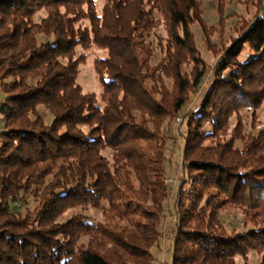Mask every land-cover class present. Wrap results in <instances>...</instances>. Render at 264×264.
<instances>
[{"label": "trees", "instance_id": "1", "mask_svg": "<svg viewBox=\"0 0 264 264\" xmlns=\"http://www.w3.org/2000/svg\"><path fill=\"white\" fill-rule=\"evenodd\" d=\"M202 1L105 0L100 13L96 0H0V264H154L171 197L163 126L177 119L184 178L165 263L247 264L254 250L264 264V128L245 133L241 117L264 104V0L186 109L207 74L190 29L208 32ZM93 45L107 50L104 105L78 83V48ZM227 207L249 227L228 230Z\"/></svg>", "mask_w": 264, "mask_h": 264}, {"label": "rangeland", "instance_id": "2", "mask_svg": "<svg viewBox=\"0 0 264 264\" xmlns=\"http://www.w3.org/2000/svg\"><path fill=\"white\" fill-rule=\"evenodd\" d=\"M220 2H216V0H203V18L206 20V27L208 29V32L206 33L201 24L199 22H194L191 24L190 29L193 32V35L195 37V44L199 51V56L203 58L206 62L207 67V74L205 76L202 82L201 87L198 89L197 93L192 92L190 95V101L186 105L187 108L192 107L196 103L200 102L204 96L205 92L209 89V86L212 84L213 80V73H214V65H216L217 60L220 56V49L219 46H224L226 43H229L238 32V29L236 27L237 24L241 21L245 20V22L248 20L252 21L257 14V2L258 0H219ZM105 4V0H96V5L98 11L101 13L103 9V5ZM219 10L222 11L218 13V7ZM235 14V17L232 14ZM43 14V13H41ZM40 14V16H41ZM222 15V17L227 15H232L226 20H223L226 25L225 28L221 27L222 23H218V17L219 15ZM236 19H238L236 21ZM163 26H160L157 28L155 34H153L148 41L152 43V47L154 48L153 57L151 58L152 63L157 64V61L162 57L161 56V50L160 47L157 45V36L160 34L162 36H165V30H163ZM219 49V50H218ZM86 53V60L80 65L79 75H78V83L81 85L84 91L88 92H94L97 94L96 97H98V103L100 105H104L105 101L102 100L101 92L103 90L102 84L98 73L95 68V60L98 57H105L107 55V50L104 48H101L100 46L93 45L88 50L83 48H78V53ZM186 70H190L191 64H189L187 67H185ZM166 84L171 90L172 86V79L165 77ZM2 97V91L0 89V98ZM264 104L257 110V113L253 115L250 111L243 110L241 113L242 121L244 122V132L245 133H252L256 134L259 130L264 128ZM48 120H50L51 116L47 114ZM237 118L232 117L231 119V126L234 127L236 125ZM4 126V120L2 118V115L0 114V132L2 131ZM180 128V120L177 119L176 121L167 122L164 123L163 126V133L168 134L170 137L169 139V151H170V163H167L168 168V177L165 178V181L167 180L169 185V189L171 190V197L169 201V208L168 214L163 218V235L160 239V242L157 246L152 249L154 251V254L156 256V260L153 262L154 264H166L169 261H171V254L172 250L171 248V240L168 237V229L169 226L172 225L174 221V215H173V197L175 196V191L178 187V183L184 178L181 165H180V157L182 153L183 148V141L178 135L177 132H179ZM239 145L241 143L237 142ZM105 154L111 159V154L109 150L105 151ZM34 199L30 198L29 204L27 206H34ZM88 214H91L93 217L97 219H101L102 215L99 213V211L90 210ZM220 217L222 219V222L226 226L228 230L236 229L238 231H243L249 226L244 225V219L242 216V213L239 209L234 207H227V209H223L220 212ZM251 226V225H250ZM261 255L251 250L248 253V262L247 264H260L261 262ZM237 264H244V260H242L241 256H238ZM166 262V263H165Z\"/></svg>", "mask_w": 264, "mask_h": 264}, {"label": "built area", "instance_id": "3", "mask_svg": "<svg viewBox=\"0 0 264 264\" xmlns=\"http://www.w3.org/2000/svg\"><path fill=\"white\" fill-rule=\"evenodd\" d=\"M166 182L168 183V181L166 180Z\"/></svg>", "mask_w": 264, "mask_h": 264}]
</instances>
